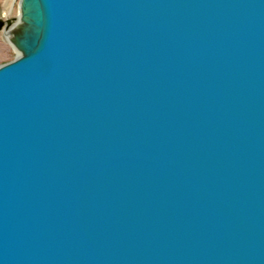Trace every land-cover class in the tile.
<instances>
[{"label":"water","instance_id":"1","mask_svg":"<svg viewBox=\"0 0 264 264\" xmlns=\"http://www.w3.org/2000/svg\"><path fill=\"white\" fill-rule=\"evenodd\" d=\"M19 12L0 264H264V0Z\"/></svg>","mask_w":264,"mask_h":264},{"label":"rangeland","instance_id":"2","mask_svg":"<svg viewBox=\"0 0 264 264\" xmlns=\"http://www.w3.org/2000/svg\"><path fill=\"white\" fill-rule=\"evenodd\" d=\"M18 9L19 0H0V18H16ZM16 55V51L7 42L5 34L0 32V64L11 61Z\"/></svg>","mask_w":264,"mask_h":264},{"label":"bare ground","instance_id":"3","mask_svg":"<svg viewBox=\"0 0 264 264\" xmlns=\"http://www.w3.org/2000/svg\"><path fill=\"white\" fill-rule=\"evenodd\" d=\"M22 17H21V13L19 12V9H18V14H17V18H16V24L19 25L22 23ZM5 34V38L7 41L10 42L11 46L13 47V49L16 51V54H19L20 51L17 49V47L15 46V44L11 41V37L13 35H11L12 33H4Z\"/></svg>","mask_w":264,"mask_h":264}]
</instances>
